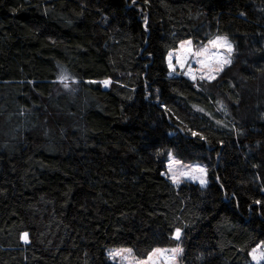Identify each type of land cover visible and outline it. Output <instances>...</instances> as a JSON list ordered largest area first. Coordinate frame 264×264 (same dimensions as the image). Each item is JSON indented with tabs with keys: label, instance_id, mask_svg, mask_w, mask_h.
<instances>
[{
	"label": "trees",
	"instance_id": "1",
	"mask_svg": "<svg viewBox=\"0 0 264 264\" xmlns=\"http://www.w3.org/2000/svg\"><path fill=\"white\" fill-rule=\"evenodd\" d=\"M217 36L234 51L216 80L169 74L179 44ZM168 152L208 185L174 186ZM261 242L264 0H0V264L178 244L180 264H251Z\"/></svg>",
	"mask_w": 264,
	"mask_h": 264
},
{
	"label": "rangeland",
	"instance_id": "2",
	"mask_svg": "<svg viewBox=\"0 0 264 264\" xmlns=\"http://www.w3.org/2000/svg\"><path fill=\"white\" fill-rule=\"evenodd\" d=\"M217 37H226V36H217ZM217 37L212 38L209 41H214L216 40ZM228 39V38H227ZM209 41L205 44L202 45H195L191 43V47L193 51H199L203 47H207L210 50H212V45L209 43ZM229 42H231L228 39ZM186 42V41H184ZM233 45V44H232ZM181 44H179L177 50L170 52L171 58H172V64L175 69V71H172L169 68V54L166 56V64L167 68L169 70L170 75H181L193 83H199V82H211L216 80L220 73L216 74V79L214 80H208V79H201V73L203 72L204 75H207V72L203 70L200 67V64L197 63V57L195 56H189L188 59L185 61L184 67H181L180 64L177 62V57L182 54L181 50ZM221 51L222 50H218ZM222 54H225L222 52ZM233 57V53L231 54V59ZM228 66V65H227ZM225 66L224 69L227 67ZM189 69H191V74L196 76V79L193 80L191 75H188ZM223 69V70H224ZM66 75L68 79L64 81L63 83L61 82V76ZM59 86V89L62 91H67L69 88H71L72 80H70L69 76L61 71L56 82ZM65 83H67L68 87H65ZM107 83L103 82L102 86H106ZM163 175L165 178H167L174 186H178L182 183H193L197 184L201 187H205L208 185V178H207V172H206V167L202 163H197V164H185L182 163L179 159H177L172 152H168L166 155L165 159V169L163 172ZM175 178V182H174ZM203 181L204 183H201ZM176 233V232H175ZM175 233L173 235V238L180 242V239L182 238V232L180 231V238L176 239L175 238ZM24 243L25 240L24 238L22 239ZM258 246H261L258 248ZM119 249H127V248H115V249H110L107 251V256L108 259L115 264H137V262H140V264H180V258L182 256V251H173L174 249H182L180 244H178L176 247H171V248H157V249H162L163 251L160 254L152 255L153 251L145 258V259H137L133 256V253H131V256L128 259H123L119 256L113 258L109 256V252H115ZM257 250V256L260 255L261 252H264V242H261L257 244L251 251L249 252V260L251 264H257V261L253 260L251 253L253 250ZM264 260H261L259 264H263Z\"/></svg>",
	"mask_w": 264,
	"mask_h": 264
},
{
	"label": "snow or ice",
	"instance_id": "3",
	"mask_svg": "<svg viewBox=\"0 0 264 264\" xmlns=\"http://www.w3.org/2000/svg\"><path fill=\"white\" fill-rule=\"evenodd\" d=\"M191 41H186L181 43V50L182 54L177 57V62L180 64L181 67H184L185 61L188 59L189 56H195L197 57V63L200 64V67L207 72V75L205 76L204 73H201V79H208V80H214L216 79V74L219 72H222L224 67L227 65H230L232 63L231 54L234 51V46L231 42L228 41L227 37H217L214 41H209V43L212 45V50H210L207 47H203L199 51H193L191 47ZM223 53L222 54L221 51ZM169 68L172 71H175L173 64H172V58L171 54H169ZM188 75H191L192 79L195 80L196 76L191 74V69H189ZM68 77L66 75L61 76V82L63 83L66 81ZM107 83V82H105ZM65 87H68L67 83H65ZM175 182V178H174ZM201 183H204L201 181ZM256 203H260L257 201ZM25 242H28V234L24 233L23 236ZM175 238H180V229H176ZM261 246H258V248ZM163 250L162 249H154L152 255L160 254ZM175 251H182V249H174ZM132 249H119L115 252H109L110 257H121L123 259H128L131 256ZM257 250L254 249L251 253L253 260L257 261V264L261 260H264V252H261L259 256H257ZM137 264H140V262H137Z\"/></svg>",
	"mask_w": 264,
	"mask_h": 264
}]
</instances>
